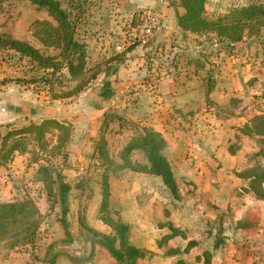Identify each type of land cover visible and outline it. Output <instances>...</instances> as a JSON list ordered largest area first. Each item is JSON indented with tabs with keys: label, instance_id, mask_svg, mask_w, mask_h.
Listing matches in <instances>:
<instances>
[{
	"label": "rangeland",
	"instance_id": "rangeland-1",
	"mask_svg": "<svg viewBox=\"0 0 264 264\" xmlns=\"http://www.w3.org/2000/svg\"><path fill=\"white\" fill-rule=\"evenodd\" d=\"M54 1L68 16L72 38L85 46L80 72L66 66L75 52L67 47V32L55 10L33 0H0V36L30 43L57 64L46 69L12 48H0V95L18 105L21 98L24 110L34 113L31 119L0 124V202L31 199L40 221L31 243L11 248L0 241V264H120L93 242L92 229L115 234L104 218L130 226L131 243L145 251L138 264H177L179 259L183 264H262L264 202L248 193L249 181L241 174H264V169L254 171L255 165L264 168V156L256 155L257 138L240 129L264 112V16L262 25L258 20L251 23L242 40L230 42L215 28L195 33L180 27L179 16L186 11L181 1L159 0L162 8L175 12L180 31L159 39L162 9L132 0ZM256 4L264 0H205L203 15L217 22L231 19L235 9ZM144 11L158 14L159 24L150 41L154 48L145 58L150 68L142 79L158 68L183 77L184 83L199 75L211 94L187 100L191 112L168 117L172 129L183 135L173 134L163 150L180 198L161 177L124 166L125 147L143 133L144 125L153 127L149 120L144 122L148 112L136 111L146 90L143 84L121 89L95 123L84 110L74 108L98 99L96 81L108 61L124 59L128 49L120 46ZM155 72L152 77H161ZM90 89L89 96L84 94ZM154 90H149L150 96H155ZM196 94L187 92L189 97ZM62 106L73 112L45 116ZM41 124V129H30ZM11 130L17 132L16 140L6 142L4 135ZM17 140L19 149L10 152ZM101 145L107 147L105 154ZM137 150L131 160L142 164L144 152ZM65 169L76 171L67 183ZM175 230L184 236L173 237Z\"/></svg>",
	"mask_w": 264,
	"mask_h": 264
},
{
	"label": "trees",
	"instance_id": "trees-1",
	"mask_svg": "<svg viewBox=\"0 0 264 264\" xmlns=\"http://www.w3.org/2000/svg\"><path fill=\"white\" fill-rule=\"evenodd\" d=\"M180 1L186 11L183 15L179 16V25L180 27L192 30V32L195 33L204 29L215 28L218 32V36L224 37L230 42H237L244 38V31L248 29V26H250L251 23L258 20V23L262 25L260 18L264 16V4L250 5L247 8L243 7L235 9L232 12L231 19L225 18L220 19L217 22H210L203 15L205 11V0ZM33 2L47 5L50 9L55 10V14L58 16L65 32H67L65 34V38L68 39L67 47L72 46L75 52L70 55L71 57L68 56L69 58H67L66 66L69 67L72 73L80 72L82 64L85 63V46L78 41H75L72 38V34L69 33L70 23L68 22L66 12L54 0H33ZM4 47L12 48L17 52H20L21 55L30 57L34 62H38L43 68L54 69L57 65L53 62L51 57L44 56L38 48H35L30 43L11 39L6 35L0 36V48ZM75 60L79 61L78 67L74 65ZM83 83L85 85V82ZM251 121H253V123H246L245 126L240 129V132L249 137H256L260 146L256 155L264 156V112L255 115ZM52 122L58 125L57 121ZM43 125L45 124L38 126L32 125L30 129H41ZM141 129L143 130V133L140 136L133 138L122 153L124 166L128 168L130 167L136 172H143L161 177L173 196L175 198H180V186L175 178L170 161L163 153V150L167 145L165 137L153 127L144 125ZM16 134L17 132L13 130L8 131L4 135L5 141H9L8 139H15ZM19 144L20 143L17 140L14 144L15 147L9 151L12 152L13 150H18ZM101 149L102 153L105 154L107 147L101 145ZM137 149L144 152L149 160V164L132 162L131 154ZM4 157L7 158V155H4ZM254 168V171L264 169L261 165H255ZM43 171L50 175L48 168H42L41 172L43 173ZM241 176L244 180L249 181L248 190L257 198L264 199V174H241ZM107 182L106 179V197L109 196V185ZM62 187L67 188L68 186L65 183H62ZM103 207L106 208L107 203L104 202ZM38 214V208L35 202L31 199L0 202V241L8 242L9 247L11 248L31 243L40 223ZM103 220L112 227L115 234H106L92 229L96 238L93 242L105 247L111 256L120 264H138V260L145 257V251L131 243L129 234L130 226L119 220L114 221L107 218H104ZM174 235L175 236L173 237L179 235L184 236L181 230H175ZM171 238V235L167 236L163 243L165 244L167 240ZM219 246L220 244L217 242L215 248H218ZM210 258L211 255L208 256L207 262H210ZM179 263H181V261H179Z\"/></svg>",
	"mask_w": 264,
	"mask_h": 264
},
{
	"label": "crops",
	"instance_id": "crops-1",
	"mask_svg": "<svg viewBox=\"0 0 264 264\" xmlns=\"http://www.w3.org/2000/svg\"><path fill=\"white\" fill-rule=\"evenodd\" d=\"M132 1L138 4V6H153L160 10L162 9L163 15L160 14L162 18V22L160 21V24L162 23L163 30L160 34H158L157 38L163 39L165 36L172 35L173 32L180 34L178 23L177 21H175V12H173L172 14L170 10H166L168 7L162 8V3L159 0ZM153 46L152 44H150V42L145 45H133L128 48V51L126 52L123 60L118 61L117 59H114L108 61V68L106 67L107 70L100 74V77L96 81V84H98V86L100 87L99 91L95 93V96L98 99L94 102L91 101V99L90 102H86L84 100V104L81 103L80 105H75L74 108L84 110L85 115L90 116L92 121L95 123L97 122V118L101 116V112H105V110L108 108L106 106H108L109 102L115 98V96L121 89L129 84H143V88L146 90H144L142 101L138 103V107L136 108L137 110H135L137 112L140 111L141 113L148 112L149 117L145 119L144 122L149 120V123L153 126V128L158 132H161L162 135L166 138L167 142L168 140H170V138H172L173 134L176 135V138H178L177 135H179L180 138H183V135L181 136L180 132L177 129H172V127L169 125L170 120H168V117L172 116V114L181 115L182 113L186 114L188 112H191L193 107L187 100H192L193 98H196V96L197 98H200L201 95H206L207 93H209V90L208 87L205 88L204 77L201 78L199 75H191L184 83V81H182L183 77H174L171 74L167 75L166 72H163L162 69L159 68L152 69L151 71H149L150 77L142 79L147 74V69L150 68V63L148 60L146 62L145 58H147L148 54H151L149 51L153 50ZM105 50L106 49H104V51ZM156 70H158L157 74H161V77H159L158 79L154 78V76H151L152 73ZM153 88L155 89L153 91V93H155V96H150L152 93L150 94L149 90ZM203 89L204 91L206 89L204 93L201 92L203 91ZM187 92H195L197 94L191 95L189 97L187 95ZM84 94L89 96L91 94V89L89 91H85ZM31 111L32 110L26 107L24 110L21 98L18 105L15 101H11L9 103V100H7L6 97L0 95V124L9 122L12 119H31L34 116V113ZM70 111L73 112L72 109H70ZM71 112H68V110L63 108L62 106L59 107L57 111L44 114L46 117H62L69 116V113ZM132 116L135 117L137 116V114L133 113ZM77 118L78 117H76L75 119ZM143 156L145 157V162H143L142 164H149V160L146 155L143 154ZM253 198L257 201L264 202V199H259L255 195L253 196ZM167 243L168 242H166L165 244ZM180 260L182 259H179L177 264H183V262L179 263ZM260 263L264 264V262Z\"/></svg>",
	"mask_w": 264,
	"mask_h": 264
},
{
	"label": "built area",
	"instance_id": "built-area-1",
	"mask_svg": "<svg viewBox=\"0 0 264 264\" xmlns=\"http://www.w3.org/2000/svg\"><path fill=\"white\" fill-rule=\"evenodd\" d=\"M159 17L153 11H144L139 16L137 23L130 28L126 36V42L120 46L123 50L137 44H148L154 37L158 28ZM135 95L138 92L134 93Z\"/></svg>",
	"mask_w": 264,
	"mask_h": 264
},
{
	"label": "water",
	"instance_id": "water-1",
	"mask_svg": "<svg viewBox=\"0 0 264 264\" xmlns=\"http://www.w3.org/2000/svg\"><path fill=\"white\" fill-rule=\"evenodd\" d=\"M63 174L65 175V183H67L70 179H73L76 175V171L74 169H65Z\"/></svg>",
	"mask_w": 264,
	"mask_h": 264
}]
</instances>
